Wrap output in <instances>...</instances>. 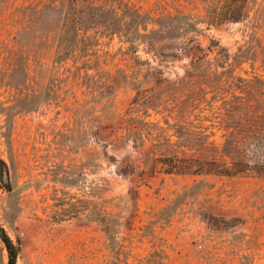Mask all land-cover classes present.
<instances>
[{"label":"rangeland","instance_id":"obj_1","mask_svg":"<svg viewBox=\"0 0 264 264\" xmlns=\"http://www.w3.org/2000/svg\"><path fill=\"white\" fill-rule=\"evenodd\" d=\"M90 1L116 26L89 23ZM203 17L200 0H0V226L16 264H264V176L160 162L221 161L230 109L264 100V0ZM201 140L212 151L186 150Z\"/></svg>","mask_w":264,"mask_h":264},{"label":"trees","instance_id":"obj_2","mask_svg":"<svg viewBox=\"0 0 264 264\" xmlns=\"http://www.w3.org/2000/svg\"><path fill=\"white\" fill-rule=\"evenodd\" d=\"M247 0H200L203 5L204 17L202 22L206 23L207 26H217L225 21H236L242 17V11L245 7ZM88 9L89 23L100 24L101 21L106 19L104 28L111 29L116 26L114 22L117 20V15L113 14L112 6H108L106 2L102 5H95L94 2L90 1ZM82 14V10L77 8L74 9L72 16L69 20L76 31L80 30V27L84 23H88V20H80L78 16ZM111 15L113 18H108ZM141 14L137 12L135 21L138 22ZM108 19L113 20L112 24H109ZM159 21V20H158ZM154 26H159L162 29L156 32H161L166 26L162 25L161 22H153ZM182 31L185 33L189 31L191 27L190 20L184 22ZM148 25L144 26V31H147ZM150 49L154 48L155 44L152 39L147 40ZM154 41V40H153ZM189 41L187 44L191 43ZM186 49V50H185ZM187 53L193 54L195 57L194 47L183 48ZM199 50V49H198ZM186 76L189 78L193 76L192 72H186ZM140 95L144 96L145 92H139ZM195 100H192L193 103ZM228 120H231L232 129L230 134L226 137L225 141L220 148H216L215 154L221 159V161L215 160L212 157L210 160L194 159L191 157L180 159L177 155L170 156L160 160V162L167 166L166 171H178L181 173L188 174H214L219 176H234L245 172H252L258 176H264V100L260 104V108L256 111H245V110H231ZM206 141L201 140L197 146L186 145L187 151H198L197 149L209 148L211 149ZM193 147V148H191ZM212 147V146H211ZM214 149V147H213ZM212 151V149H211ZM215 158V159H214ZM0 175L6 176L8 181V174L6 165L0 160ZM109 218L106 217L104 220V231L110 232L111 226L109 224ZM0 239L6 246L8 252V264H16L17 248L12 244L9 237L6 235L2 227L0 226Z\"/></svg>","mask_w":264,"mask_h":264}]
</instances>
